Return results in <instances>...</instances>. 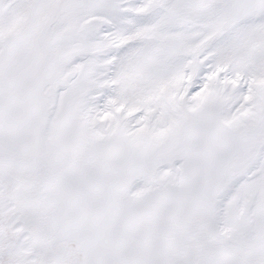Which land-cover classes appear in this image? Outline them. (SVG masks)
<instances>
[{
	"label": "snow or ice",
	"instance_id": "obj_1",
	"mask_svg": "<svg viewBox=\"0 0 264 264\" xmlns=\"http://www.w3.org/2000/svg\"><path fill=\"white\" fill-rule=\"evenodd\" d=\"M0 264H264V0H0Z\"/></svg>",
	"mask_w": 264,
	"mask_h": 264
}]
</instances>
